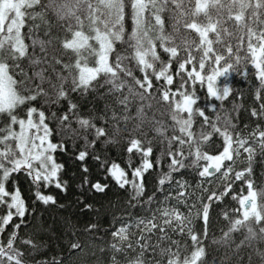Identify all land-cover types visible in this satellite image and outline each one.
I'll use <instances>...</instances> for the list:
<instances>
[{
    "label": "snow or ice",
    "instance_id": "1",
    "mask_svg": "<svg viewBox=\"0 0 264 264\" xmlns=\"http://www.w3.org/2000/svg\"><path fill=\"white\" fill-rule=\"evenodd\" d=\"M0 264H264V0H0Z\"/></svg>",
    "mask_w": 264,
    "mask_h": 264
},
{
    "label": "trees",
    "instance_id": "2",
    "mask_svg": "<svg viewBox=\"0 0 264 264\" xmlns=\"http://www.w3.org/2000/svg\"><path fill=\"white\" fill-rule=\"evenodd\" d=\"M230 82L233 84L235 89H239V90H243L245 93L246 97L250 96V89H249V84L248 81L245 80L243 77H241L240 75H237L235 73L232 74V76L229 78ZM247 103H245V107H247ZM243 112V110H242ZM244 117H247V113H243ZM113 155H115V153H113ZM68 176L66 178L70 179V182L73 184L72 189L70 190V192L67 194L66 197L62 198L63 203H68L70 201H74L75 197L78 195L77 190L75 189V182L73 180H71L72 177V173L75 172L76 169V165L72 162V161H68ZM257 172H260V168L257 166ZM150 179V178H149ZM124 199H126V196L123 192L119 191L118 189H113L111 192L108 193V196L103 198V202L105 204H107L109 201H111L113 204H116L118 202H122ZM70 211L76 213L77 215H79V213L76 211L75 208L71 209ZM68 215V212L64 211V210H60L58 208H51L48 210V212L46 213V216L49 217V223L53 222V219H55L56 221H59L62 217ZM83 221H81L82 223ZM217 235L219 234L218 232L216 233ZM52 243L53 245H55L56 243H59V241L56 240L55 236H53L52 238Z\"/></svg>",
    "mask_w": 264,
    "mask_h": 264
}]
</instances>
